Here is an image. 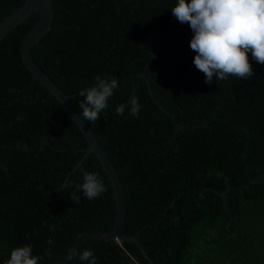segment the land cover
Listing matches in <instances>:
<instances>
[{
    "label": "trees",
    "instance_id": "trees-1",
    "mask_svg": "<svg viewBox=\"0 0 264 264\" xmlns=\"http://www.w3.org/2000/svg\"><path fill=\"white\" fill-rule=\"evenodd\" d=\"M50 1L52 28L32 56L79 113V92L96 77L118 80L100 118L86 122L123 186V234L149 258L117 239H86L76 253L93 250L97 264H264V65L249 53L248 80L205 83L193 32L171 13L177 0ZM24 3L0 0V23ZM39 18L0 44V264L25 245L38 264H61L81 235L110 233L117 217L109 174L23 63ZM133 97L139 116L117 115ZM81 169L107 191L88 200L65 188L82 183ZM69 264L88 262L75 254Z\"/></svg>",
    "mask_w": 264,
    "mask_h": 264
},
{
    "label": "clouds",
    "instance_id": "clouds-1",
    "mask_svg": "<svg viewBox=\"0 0 264 264\" xmlns=\"http://www.w3.org/2000/svg\"><path fill=\"white\" fill-rule=\"evenodd\" d=\"M172 15L181 23H187L193 32L190 48L196 53L195 68L205 76V83L217 81L248 80L253 75L249 59L264 65V0H177L171 8ZM115 78L96 77L95 83L79 92L80 116L83 121L96 122L108 107L109 98L118 89ZM126 107L130 116L138 117L141 105L138 98L116 107V114L123 115ZM82 172V183L73 185L66 179L64 187H76L88 200L107 191L98 173ZM72 199L79 201L75 192ZM81 261L97 264L93 250L75 253ZM41 257L33 255L32 246L14 248L4 264H38Z\"/></svg>",
    "mask_w": 264,
    "mask_h": 264
},
{
    "label": "water",
    "instance_id": "water-1",
    "mask_svg": "<svg viewBox=\"0 0 264 264\" xmlns=\"http://www.w3.org/2000/svg\"><path fill=\"white\" fill-rule=\"evenodd\" d=\"M35 14H39L40 18L30 30V32L24 37L21 43V56L23 63L33 78L42 86H44L59 101L61 106L66 110L71 119L84 134L89 144L90 152L95 153L109 174L117 200V217L113 231L110 233L89 232L81 235L72 246L68 257L61 264H69L74 257L79 245L86 239H97L102 241H111L117 239L119 241H130L132 243L138 244L143 254L149 258L137 237L123 234V228L126 220V199L118 172L109 160L107 154L105 153L89 124L86 121H83L80 113L70 101V96H68L58 87L56 83L52 81V79L37 65L32 56V47L37 44L39 40L52 28L55 15L52 2L50 0H25L23 6L6 17L0 23V44L7 37V35H9V33H11L25 21L29 20ZM142 76L147 80V75L145 73L142 74ZM169 115L173 117L172 114L169 113ZM173 120L175 121V119Z\"/></svg>",
    "mask_w": 264,
    "mask_h": 264
}]
</instances>
